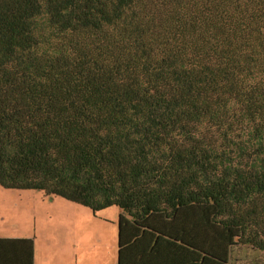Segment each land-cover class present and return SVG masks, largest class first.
Here are the masks:
<instances>
[{"label": "trees", "instance_id": "1", "mask_svg": "<svg viewBox=\"0 0 264 264\" xmlns=\"http://www.w3.org/2000/svg\"><path fill=\"white\" fill-rule=\"evenodd\" d=\"M0 184L119 207L120 264H260L264 0H0Z\"/></svg>", "mask_w": 264, "mask_h": 264}, {"label": "rangeland", "instance_id": "2", "mask_svg": "<svg viewBox=\"0 0 264 264\" xmlns=\"http://www.w3.org/2000/svg\"><path fill=\"white\" fill-rule=\"evenodd\" d=\"M119 211L113 206L95 214L62 196L0 184V236L32 238L37 264H77V255L83 257L79 264H115ZM237 256L264 264V252L255 249Z\"/></svg>", "mask_w": 264, "mask_h": 264}, {"label": "crops", "instance_id": "3", "mask_svg": "<svg viewBox=\"0 0 264 264\" xmlns=\"http://www.w3.org/2000/svg\"><path fill=\"white\" fill-rule=\"evenodd\" d=\"M119 212H120V215H119V219H120V216L121 214H125L127 215L123 210H121L119 208ZM117 229H118V243H117V253H116V261H115V264H120V258H119V251H120V246H119V220H118V223H117ZM1 238H7V237H4V236H0ZM14 238H30V237H14ZM18 261L20 264H27V256H26V253H24V256H22L21 254L18 255ZM79 261H81V263H83V257H81L79 259V255H77V264H79ZM4 264V263H3ZM34 264H37V261H36V246H35V252H34Z\"/></svg>", "mask_w": 264, "mask_h": 264}]
</instances>
